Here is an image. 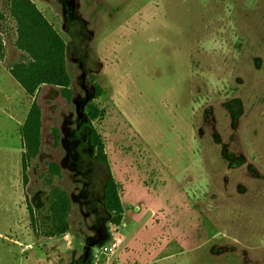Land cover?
Segmentation results:
<instances>
[{
	"label": "rangeland",
	"instance_id": "1",
	"mask_svg": "<svg viewBox=\"0 0 264 264\" xmlns=\"http://www.w3.org/2000/svg\"><path fill=\"white\" fill-rule=\"evenodd\" d=\"M31 1L66 44L72 99L47 85L29 96L7 72L22 52L4 9L0 264H75L106 229L93 264H264V0ZM34 103L41 148L24 184ZM81 112L98 114L120 226L105 221L108 176ZM53 188L72 199L71 240L46 236Z\"/></svg>",
	"mask_w": 264,
	"mask_h": 264
},
{
	"label": "trees",
	"instance_id": "2",
	"mask_svg": "<svg viewBox=\"0 0 264 264\" xmlns=\"http://www.w3.org/2000/svg\"><path fill=\"white\" fill-rule=\"evenodd\" d=\"M4 1L0 0V21L6 19L7 15L4 9H9L11 17L16 20L18 26L16 47L22 52L20 61L9 66V73L29 96L36 95L42 86L47 85L61 88L65 98L70 101L72 99L71 76L67 68L65 42L31 0H6V3ZM5 48L4 39L0 34V59L5 57ZM41 116L38 104L34 103L21 130L25 150L22 156L24 184L27 182L26 173L29 162L40 153ZM97 118V113H93L88 119L83 114L78 132H84L85 144L90 147L97 162L106 167L108 182L105 187L104 201L109 202L107 209L111 211V216L108 214L105 221L120 226L124 210L118 197L117 185L111 172L104 144L93 126V121ZM56 138L58 140V137ZM51 171L57 175L60 173L59 167L54 164L51 165ZM28 210L32 224L36 223L34 211L31 208ZM71 210L72 199L69 194L60 188H53L50 192L48 219L45 223L49 227L47 237L54 238L70 233ZM36 232L38 233V231ZM102 236L109 238L108 229ZM102 236L94 239V242H90V246L101 245ZM75 264H93L92 250L86 247L84 256Z\"/></svg>",
	"mask_w": 264,
	"mask_h": 264
},
{
	"label": "crops",
	"instance_id": "3",
	"mask_svg": "<svg viewBox=\"0 0 264 264\" xmlns=\"http://www.w3.org/2000/svg\"><path fill=\"white\" fill-rule=\"evenodd\" d=\"M0 66H1V61H0ZM7 72L9 73V71H8V69H7ZM10 74V73H9ZM11 75V74H10ZM20 149H22V156H23V153L25 152V150H24V148L23 147H21ZM67 237H69V239L71 238V236H70V234L68 235L67 234ZM71 240V239H70ZM41 263L42 264H49L50 262H49V256H46V259H44V258H42L41 259Z\"/></svg>",
	"mask_w": 264,
	"mask_h": 264
},
{
	"label": "water",
	"instance_id": "4",
	"mask_svg": "<svg viewBox=\"0 0 264 264\" xmlns=\"http://www.w3.org/2000/svg\"><path fill=\"white\" fill-rule=\"evenodd\" d=\"M91 100V97H87L86 101L84 102V104H87L89 101ZM78 112H80V105H78V108H77ZM79 117L80 118H83V112L79 113ZM96 245H91L89 247V250H92Z\"/></svg>",
	"mask_w": 264,
	"mask_h": 264
},
{
	"label": "built area",
	"instance_id": "5",
	"mask_svg": "<svg viewBox=\"0 0 264 264\" xmlns=\"http://www.w3.org/2000/svg\"><path fill=\"white\" fill-rule=\"evenodd\" d=\"M115 242H116V243H120V242H121V240H116Z\"/></svg>",
	"mask_w": 264,
	"mask_h": 264
},
{
	"label": "flooded vegetation",
	"instance_id": "6",
	"mask_svg": "<svg viewBox=\"0 0 264 264\" xmlns=\"http://www.w3.org/2000/svg\"><path fill=\"white\" fill-rule=\"evenodd\" d=\"M88 97H90V96H88ZM81 124V123H80ZM78 128H80V125H79V127Z\"/></svg>",
	"mask_w": 264,
	"mask_h": 264
}]
</instances>
